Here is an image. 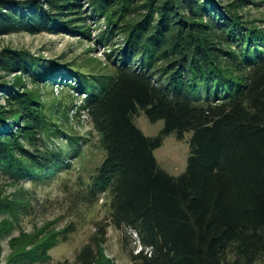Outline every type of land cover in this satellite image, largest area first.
Listing matches in <instances>:
<instances>
[{
	"label": "trees",
	"instance_id": "16d2710c",
	"mask_svg": "<svg viewBox=\"0 0 264 264\" xmlns=\"http://www.w3.org/2000/svg\"><path fill=\"white\" fill-rule=\"evenodd\" d=\"M247 6L264 0H0V37L90 40L91 25L102 24L94 41L109 51L108 74L0 51V73L36 86L64 81L97 135L101 159L79 196L86 206L101 199L106 217L71 264H100L109 227L135 235L131 264H264V28L239 13ZM17 87L0 76V177L45 186L80 161L87 141L55 127ZM140 114L162 122L155 136L135 126ZM185 134V169L173 176L153 152ZM45 241L24 256L45 258Z\"/></svg>",
	"mask_w": 264,
	"mask_h": 264
},
{
	"label": "rangeland",
	"instance_id": "374dc122",
	"mask_svg": "<svg viewBox=\"0 0 264 264\" xmlns=\"http://www.w3.org/2000/svg\"><path fill=\"white\" fill-rule=\"evenodd\" d=\"M258 7L247 6L239 13L254 26L264 28V8ZM88 24L91 25L90 20ZM91 27L90 40L62 32L1 36L0 51L5 48L24 49L40 58L43 64L53 60L55 67L59 69L65 64L81 66L87 77L98 73L108 74L110 69L105 54L109 51L94 41L102 24ZM43 64L39 70L43 68ZM0 76L4 77L9 87L15 88L18 84L19 91L25 89L33 93L44 115L55 127L87 141L82 147L80 161L71 162L68 170H62L56 179L45 186L32 185L29 180L13 184V181L0 177V264H71L77 252L93 235L95 223L106 217L101 199L94 205L86 206L79 196L83 197L80 183L86 181L85 173L91 172L101 159V153L97 149V135L85 115H77L81 96L65 87L64 81L61 82L58 78L49 82L39 81V86H36L19 73H0ZM17 77L20 79L15 80ZM72 80L73 78L67 83ZM5 96V91L0 93V101ZM133 122L147 137L155 136L162 127L161 121L150 124L141 114ZM189 137L190 134H185L181 140L174 136L163 139L161 146L153 152L162 170L173 176L184 171ZM72 224L76 230L62 241L57 234ZM130 234L131 239H124V233L109 227L105 243L101 246L100 264H131L127 251L134 245L131 240H135V235ZM45 240L50 243L45 258L41 259V254H37L36 259L29 261L24 253L45 243Z\"/></svg>",
	"mask_w": 264,
	"mask_h": 264
}]
</instances>
